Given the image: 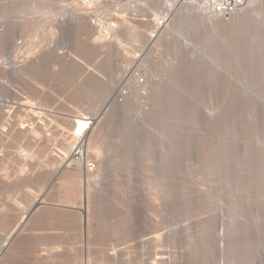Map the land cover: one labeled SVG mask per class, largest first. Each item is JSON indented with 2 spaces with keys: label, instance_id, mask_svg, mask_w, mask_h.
<instances>
[{
  "label": "bare ground",
  "instance_id": "1",
  "mask_svg": "<svg viewBox=\"0 0 264 264\" xmlns=\"http://www.w3.org/2000/svg\"><path fill=\"white\" fill-rule=\"evenodd\" d=\"M60 1L62 0H46L45 1V5L47 3L50 7V12L47 15L45 14L44 16V34H43L44 35V53L52 52V53L59 54L61 50L60 36L57 42L59 46L56 49H52L49 46V43L51 42V38L49 34H54L52 33L53 29L47 26L48 24L47 22L50 17V14L55 13L57 16H60L61 14H64L65 12L71 11V13L68 12L70 16L69 19L74 18L75 21L71 24H66V25H75L78 23L80 19H83L79 10L84 9V7H91V8L95 7L96 15L97 16L100 15V12H98V10L96 9V5L83 6V4H81L82 3L81 1H84V2L86 1L88 2L86 3V5H89L90 0H74V2L73 0H69V1H66L65 3H62L61 5L59 4ZM115 1L117 3L115 5L116 12L110 14V8H107L106 12H107L108 19H111L112 21L115 22L116 29L111 30V31H106V33H104L103 31L99 30L96 25L90 24L92 27L91 29L92 43L96 45L95 48L102 49L103 52L108 53L109 63H119L118 59H124L126 62L123 66L114 64L115 66L111 68V74H109L112 76V78H109L108 82H107L108 80L107 78L106 80L107 84L105 83L106 85L104 84V87H103V90L105 92L103 91L104 92L103 94H100V95L98 94L97 96L94 95L95 97L94 96L90 97L91 99H94L95 101L93 100V102L96 103L95 104L96 107L91 105L92 107L95 108V112H93L94 114L92 116L87 115L88 116L87 117L86 113L83 112L86 109L85 108L82 111L78 110V111H81L78 113L73 111L74 114L76 113L77 114L73 115L72 113V115L71 114L68 115L71 118L70 117L65 118V120L69 122L68 124H71L70 127H72L73 129L71 130L69 128L71 130V131L68 130L70 131V134L67 135V137L64 135L63 137L64 139L62 138L65 141V143H63L62 148H60L59 162H56L55 164L53 163L45 164L44 163V166H43L44 169H42L41 167L42 161L38 160L37 161L38 163L36 162L37 164L36 163L34 164L33 163L34 155L31 154L27 149H24L23 147H18L16 151H14L15 155L14 153L13 155L11 154L12 157L6 156L5 157L6 159L2 161V164L0 162V171H2L3 163L9 159H13L14 164H20L25 161L26 163H28V166H26L25 170L23 171V174L21 175L22 179L19 180L20 182L21 180L23 182L21 183V185L27 186L28 181L30 183V179H33V177L36 183L32 185L37 186L39 184L37 186L39 190L37 191L36 194L35 192H31L29 195H27L24 198V200H22V202H20L17 205L18 208L16 209H18L19 212L17 211V213H15L12 208H11L12 210L7 209L6 211L1 212L2 215L0 214L1 215L0 218L3 217L4 215H6L4 217L7 218L8 216H10L7 213H10L11 211H12L11 213L14 212V214H17V215L20 212L21 214H19L20 216L18 215L19 218L17 215H15L17 216L16 219H19V220L17 221L15 226L13 224L14 227L11 229V231L9 230L5 231L6 232L5 238H3V241L0 245V261L4 260L3 263H5V259L7 260V258L10 257L11 250H13V243L17 239H19L17 238L19 234L23 233V232L21 233V231L19 233V230L23 228L21 227L22 225L21 226L19 225V223H21L22 220L25 218L28 220L33 219V217L38 213L37 211L41 210L40 207H42V204H47L46 202L47 198H46L45 192L50 188L51 185H48L50 184V181L47 180L46 178H51L52 181L55 179L61 178L60 190H62V192L67 195V197L59 199L60 201L59 200L58 201L61 203L60 204L61 206L66 207V208L68 207L71 210L73 209L71 211L72 214L74 210H77L76 213H79L81 215V219L79 218L80 219L79 221H81L82 223V224L80 223L81 228H82L81 231L83 233V229H84V235H86V238L89 239V241L91 242L90 240L91 237L88 238L87 234H88V231L91 230L89 224H90L91 218L94 217L95 208L90 206L91 205L90 202L92 200H90L89 196H90V191H91L90 187H92L91 186L92 183L96 182L97 177L91 176L89 174L95 173L96 168H97L98 158H99V154L91 148V142L95 134L94 133L95 129L102 122L103 118L105 117L107 113L112 112V113L117 114L121 111L126 112L125 110L126 108L128 109L127 107L128 103L130 104V106L132 105L131 107H133L131 112H133L135 116H140L141 113H143L142 110L144 109V106L146 103L145 100L147 99V106L145 108V111L152 112L153 115L155 116L152 118H155V120L158 122V125H159V129H158L159 131L155 135H157L156 137L158 138V140H160L159 145L157 144V147L161 148L160 151L164 152L166 151V148L168 147V146H161L162 143L168 144V140L171 141L175 137L176 141L172 142V144L175 143L174 146L176 148L174 147L173 149L171 148L172 146L170 148H171V151L173 152H175L174 150H176V153H173V154H178L177 151H181L180 150L181 148L177 147L176 144H179L178 142L183 136L180 133L181 130L179 128H182L183 130L184 128L187 130L189 128V130L191 131H193L192 129H196V131L194 132L196 134L197 140L195 136L193 138V133L188 132L187 130L183 131L185 132V134L183 136V140H181L183 142L185 140L184 148L187 149L188 151L187 153L189 154V155L187 154V156H189L188 159H191L190 161H192L191 163L193 164V165L190 164V166L188 165L189 168L186 166L187 169L186 167H183L184 171L188 169L189 170L186 173L182 171L183 169L181 167L182 164L181 166H179L180 163H178V160H177L180 157L176 159V157H178L176 156L175 159H173L174 158L173 156L175 155H172L171 157H169L167 161L165 160V162L168 164L164 163V166L167 167L168 165L169 166L168 168L170 169L169 162H172L171 167L172 166L173 167L171 169H173L172 170L173 173L176 175V173H180L179 171H182V174L185 173L186 177L190 175L192 176L193 174L199 177L200 173L202 174V172L213 173L212 175L214 176V180H215L214 185L212 184L211 186H210L211 183L208 181H204L201 183L202 185H209L210 187H208L207 189L202 188L201 189L202 193L197 192L198 194L201 193L200 197L197 196V193L196 194L194 193L196 197H199V199L197 198L198 200L196 199V201H194L195 197L193 199V194H190L188 191L185 190V193H184L185 196L183 195V192L180 193L181 196L183 195V197L182 198L180 196L177 197V199L181 198L182 200L181 203H179L180 202L179 199H178L179 202L178 200L174 199L176 197V194L178 193L176 190L177 188L174 189V187H176V182L174 178H177L176 176H182V175H179V174H177L176 176L173 175L174 178L172 180H174V182H171V184H169L167 183V181L170 182L171 180L169 181L168 177L172 178L173 177L172 173L170 175L165 174L166 177L168 175L167 177L168 180L166 179L167 180L166 181L164 179L163 181V178L161 179L160 177L161 173L163 174L162 169L160 167L159 168L161 170L159 173H157L158 170L156 172L153 171V170H156L155 168L156 166L154 167L155 168L154 169L153 167H149L147 163L141 164L140 160L138 162L136 161L138 165L135 164V166H133L129 162L125 163L124 168H127V173L128 172H130V174L132 173V177L135 176V179L143 178L142 180L150 184L149 187L152 186L153 182L147 181V179L149 178L148 176L150 174L146 172L144 173L143 171L145 169L152 170L153 168L152 171L154 174L156 173L160 174V176H158V179L163 181V183L160 182L162 183V185H160V183H158L159 181H157L156 183L158 184L154 183L155 184L154 189H152L153 187L152 186L151 187L152 190L151 189L150 190L153 192V190L162 191V189L163 190L168 189L170 193L169 195L168 191H166L164 194L165 196L167 195L166 196L167 199H165L164 197L165 200L163 201V203L165 202L164 203V206L166 209L165 213H167V215L165 214L166 220H164L163 218V221L168 222L169 223L168 225L170 226L175 225V227L177 226V222L184 221V225L180 229L178 228L179 230H177L175 227H172V230L168 229L169 233L173 231V234L171 236L173 241L172 240L171 241L174 242V246H171L170 244L167 245L168 253H169V249L171 248L170 254H167V255L173 258L174 260L173 264H176V260L179 258V254H182L184 258V260L182 261V264H264V193H261L262 191L264 192V145L260 141V140H263L264 142V114H263L264 113V75L263 76L261 75L262 72H264V7L261 8L262 10L260 9L261 11H258L259 9L256 8L258 9L256 14L248 12L249 7L247 9L245 7H247V5L249 6V4L251 5L253 3L258 2L259 0H247L248 4H246V6L244 5L245 6L244 8L247 11H244V8L242 7L243 10L241 8L237 14L232 15V16H227L223 14L222 15H216V14L212 15L211 12L207 9V5H206L207 0H185L186 3L180 5L177 8L176 13L173 18V26L175 28V31L177 32L178 39L175 40L170 45H168L166 49L164 50L165 54L170 59V63H159L155 59L150 58L151 57L150 51L146 49L147 37H145L146 35L141 33L142 31L141 28H139L138 26H135L134 24H131L125 21L123 22L121 20L120 10L125 5V3H123L122 0H115ZM263 3H264V0H263ZM41 4L42 3H40V5ZM76 11L78 13H76ZM255 11L256 10H254V12ZM226 18L231 19V21L228 22L229 19L226 20ZM226 23H230V24L228 25ZM26 26L29 27L27 24ZM219 30H221L223 35L222 34L219 35L220 34ZM246 34H248L249 36L246 37L245 39H241V36H244ZM256 34L260 36H256ZM219 36H222V38L224 37V39L227 38V40L230 41V44H229V41L226 40L228 42L226 43L225 41H223L224 39L221 40L222 42H225L223 45L221 43L222 47L226 46L227 44L226 48L223 47V50L220 48V44H218L221 38V37L219 38ZM252 38L255 39L256 44L252 43L253 42ZM105 43L108 45H106ZM16 46L22 47L23 45L22 43L20 44L16 43ZM252 47L255 49H252ZM144 48H145V51H144ZM226 51L231 53L232 57L228 58L226 56ZM219 52H221L220 55H219ZM11 53L9 54L10 56H11ZM239 55L243 59H240ZM257 55L260 57V59L258 58ZM138 56L143 57L142 58L143 63L135 62L134 59H136V57ZM256 56L258 58L257 60L255 59ZM227 60L229 63H226ZM234 64L237 67L233 66ZM228 65H229V68L227 69L225 68L224 71L221 70L222 66L227 67ZM239 66L244 68V71L243 69L239 68ZM28 67L26 68L28 70L23 69L22 71L18 70V67H14L13 71L11 72H13L15 80H21L25 76L29 77V75H31L30 73H31L32 68L31 66L30 68ZM119 68H120V71H119ZM142 68L146 71V73L150 75L154 74L155 76H158V82L150 83L148 81L149 78L147 77L146 78L147 83L143 87L137 86L134 83V75L136 74V71L138 72ZM38 69L40 70V68ZM33 70H35L34 67H33ZM245 70H246V73H245ZM33 72L34 71H32V73ZM219 72L222 73V76L224 75L223 76L224 78L221 79L222 76H220L219 78V75H221L219 74ZM13 74H12V77H13ZM236 82H239L240 88L242 87L243 90L246 89L245 91L249 92V98L251 100L248 97L247 98L249 100H247V98H244V100L246 101L245 103L248 104L247 106L248 107L250 106L249 111L251 115L248 114V115H245L244 117H241V116L238 117V115H236L233 112V109H232L233 99L237 97L236 86H235ZM105 87H107L106 90H105ZM122 88L130 89V92L127 96H124V97L120 96L119 92ZM228 90H231L232 94L223 95L225 94L224 92ZM112 91L114 94L109 96ZM143 94H145L144 96L145 98H143ZM219 97L222 99L220 100ZM91 99H90V102H91ZM217 99H219L222 102L221 103L222 105H220L222 107L219 108V110L220 111L222 110V111L218 113H208L207 117L209 120L207 121V118H206L205 120L206 125H204V123L199 124L197 122L198 120L197 115L199 114L200 110L202 108L204 109V108L210 107L211 104L213 103H218ZM15 100L16 99L5 100L4 98H0V115L2 116V117L0 116L2 120V122L0 120V125L5 126V128H6V125L8 127L10 126V124L8 123L9 121L12 123V125L14 124L13 121H15V119L12 120L11 117L13 116L14 112L17 110V106H18L17 101ZM2 101L4 104L2 103ZM75 104L77 103L74 102V105ZM255 104L256 105L258 104V105L256 106ZM214 105L216 106V104ZM260 105L262 107H260ZM72 106L73 105H71V107ZM77 106L78 105H76V108ZM223 110H226V112L232 111L231 115L226 118L225 113H223ZM242 110H244V108H242ZM37 112L38 111H36V113ZM212 114H214V116ZM17 115L15 116L17 117V121H15L16 124L14 125L15 126L18 125L20 129L18 133L20 135L28 134L30 138L29 145H34L36 141L38 142L41 139L39 130L43 128L41 127L39 128L38 126L40 125L43 126L45 123V120L42 121L41 119L46 118L47 120V117L49 115L47 116L46 113L45 114L43 113L41 114L42 118H39L38 116L40 115L38 113V116L36 119L37 121H35V124H33L32 127L29 125V122L27 124L25 123L26 116L28 115V113L27 114L25 113L24 120L23 119L21 120L20 117ZM241 119H243L244 122H246V124L252 125V129L251 128L249 129L248 128L249 126L246 124H245L246 127L244 129L243 128L244 125H241ZM12 125L10 126L11 130L13 128ZM209 125H214L213 127H215V129L213 128L210 129ZM18 127H17V130H18ZM166 128L170 130V133L166 132ZM198 128H201V129H198ZM242 128L244 129V131L247 128V130H251L252 132L251 134H254L253 136L255 139H251V142L252 140H254L253 141L254 142L253 145L255 146L254 149L255 151L258 150V154L252 150V153H254V155L251 154V155H248V157L247 155H244V153L247 152V150L249 149V148H245V145L248 144L249 141L246 142L245 140L246 143L244 142L243 138H246V133L244 131H241ZM209 129L214 130V131L216 130V132L219 130L221 134L220 136H218L219 134L218 135L213 134L212 138L215 137L219 139L220 137L221 141L224 140V142L225 141L226 142L224 143L223 141L222 142L220 141V143H222L223 145H221V147L219 146L220 148H218L216 155H214L215 156L214 158L212 157L206 158L205 156V157H202V159L198 160L199 151H202V154L206 153L205 148L207 147L209 140H211L208 138L209 136H207V134L205 133V132H209ZM248 134L249 133H247V136L249 137ZM180 135L182 136L178 140V137H180ZM197 136L202 137L201 138L202 140L200 138L198 139ZM205 142L207 144H205ZM210 144H211L210 147H214V148L217 145L215 143L214 144L209 143V145ZM197 147H199L198 150H196ZM137 150L138 151L134 153V155H137V159L138 157L145 158V156L141 155L142 149H137ZM146 151H150V149H147V148L144 149V152ZM249 151L251 153V150ZM42 152L44 153V150H41V153ZM231 152L232 154H230ZM259 152L262 154L260 155ZM164 154L166 155V153ZM185 155L183 154L182 156H185ZM91 157L94 159H91ZM144 158L141 160L147 161V158L149 157L147 156L145 159ZM187 160L186 161L183 160V161L188 162ZM90 162L94 163L93 171L90 172L86 170V173L85 172L83 173L82 169L87 165V163H90ZM199 163L201 164L200 166H199ZM183 164L185 163L183 162ZM36 166L37 168H35ZM64 166H66V168L68 169L79 172L81 176H77L74 174V172L70 173L68 170L63 169ZM38 167L41 169L39 170ZM41 170H44L43 172L46 173V174L43 173L44 175H46L44 179L42 177L43 176L42 174H41L42 176H40L42 177L43 181H41L40 177L36 175V173H38L39 171L41 173L42 172ZM172 171L170 170V172ZM175 171H178V172L175 173ZM206 174H204V176H201V178L205 177ZM152 176H150L149 180H151ZM205 178L207 179V177ZM3 179H4V183H6L8 176H5ZM135 179L133 180L132 178L133 181H135ZM154 179L158 180L155 177ZM129 181L127 182V185L129 184ZM165 181L167 184L170 185L169 188H162L164 185H166L164 184ZM139 182L141 181L139 180ZM146 182H144L143 184H147ZM177 183H181V182L179 181ZM29 185H31V183ZM169 185H167V187ZM143 186L144 185H142V187ZM211 187L213 188L209 189ZM189 188H186V189H189ZM147 189L149 190V188ZM142 190H143L142 192L143 195L149 196L148 198L150 199V202L151 200L152 201L157 200L158 196L154 197L155 191L153 192L154 193L153 194L150 191L148 192V190L144 191L145 189L143 188ZM161 193L163 194L164 191ZM155 195H157V192ZM168 195L173 196V198L169 197ZM228 195H233L234 198L232 197L228 198ZM139 199H142V198L139 197ZM135 200L137 201V199ZM58 201L57 203H59ZM183 203L184 205L185 204L186 205L185 206L182 205ZM92 208H94V211L91 210ZM153 208L156 209L155 207ZM184 208L187 209V214L184 213L185 211ZM91 211L93 212V215H91L92 214ZM71 212L69 210L67 211L66 214H71ZM152 215L150 216L152 217ZM53 216H57V215H53ZM3 220L4 219H2V221ZM11 220H8V221H11ZM4 221L3 222L0 221L1 222L0 224L4 223L5 225L6 219ZM8 223H6V225ZM27 223H29V221ZM168 225L166 224L165 226L169 227ZM196 225L200 226L201 228L200 232H198L199 230L197 231ZM165 226L162 229H165ZM143 227L145 226H142V228ZM150 228H151V225H150ZM193 228L196 230V232H198L197 233L198 238H195L196 236L194 235V231H192ZM220 228L223 230L226 229L225 231L229 230V233L226 234V239L223 234L224 231H221ZM120 229H119V232L117 231L116 232L120 233ZM23 231H25V227L23 228ZM159 231L158 232L161 233V229ZM126 232H128L127 229H126ZM126 232L124 233L122 232V233L125 235ZM154 232H157V231H154ZM249 233H252L253 236L250 235ZM187 234H188V237H187ZM161 235L163 236V233H161ZM125 236H122V237L124 238ZM128 236L126 237L128 238ZM161 237L155 233V236H153L151 243L153 244V242H155V244H153L154 246L156 244H157L156 245L157 247L160 246L161 245L160 242L163 238ZM123 238H121L120 240L124 241L125 239L122 240ZM207 238L209 239V241L206 240ZM128 239L126 240V242L128 241ZM176 239H180V242L177 244L175 243ZM165 242L167 241H164V244ZM182 245L184 248L180 250L179 247H181ZM166 248H163V246L161 245V249L163 251ZM158 252H160V249L153 251V255H156ZM165 252L167 253V251ZM171 257H169V259ZM248 258H250V260L247 261ZM169 259L167 258L168 262H169ZM260 259H262L263 263H261ZM169 263L172 264V262H169ZM0 264L2 263L0 262Z\"/></svg>",
  "mask_w": 264,
  "mask_h": 264
},
{
  "label": "rangeland",
  "instance_id": "2",
  "mask_svg": "<svg viewBox=\"0 0 264 264\" xmlns=\"http://www.w3.org/2000/svg\"><path fill=\"white\" fill-rule=\"evenodd\" d=\"M45 1L46 0H0V98H4L5 100L16 99L15 101H17L18 106H17V110L14 112L11 119L12 120L15 119V121H17V117L15 116L19 114L17 116H19L21 120L22 119L24 120L25 113L26 114L28 113V115L26 116L25 123L27 124L29 122V125L31 127L33 124H35V121H37L36 119H37L38 113L40 115L38 116L39 118H42L41 114L46 113L47 115L49 113L48 114L49 116L47 115L48 117L45 115L49 122L46 120V118L41 119L42 121L45 120V123L43 126L42 125L38 126L39 128L40 127L43 128L39 130L41 139L38 142L36 141L34 145H29L30 138L28 134L20 135L18 133L20 129L18 125L16 126L14 125L16 124L15 121H13L14 123L13 125L10 121L8 122L10 126L12 125L13 127L12 130L10 129L11 128L10 126L8 127L6 125V128H5V126L0 125V138H1L0 139V162L1 164H2V161L6 159L5 157L11 156V154L13 155L14 151H16L18 147H23L24 149H27L31 154L34 155V159H33L34 164L38 160L42 161L41 163L42 169H44L43 168L44 163L45 164H49V163L55 164L56 162H59L60 148H62L63 146L62 144L65 143V141L63 140L64 139L63 137L64 135L67 137V135H69L70 131L73 129L72 127H70L71 124H68L69 122H67L65 118H69L70 116L68 115L70 114L72 115V113L73 115H76L78 112H81L85 108L86 109L83 112L86 113V116L87 115L92 116L94 114L93 112H95V108L92 106H95L96 103L93 102L94 99H91L90 97L94 95L97 96L98 94L99 95L103 94L105 92L103 90L104 84L105 83L107 84V82L109 81V78H112V76L109 75L111 74V68H113V66H115L116 64L123 66L126 62L124 59L117 58L119 60V63H109L108 53L103 52L102 49L95 48L96 45L92 43V36H91L92 27L90 24H87L83 19H80L78 23L75 25L63 26V31H62L63 34H59L60 42H61V45H60L61 50L59 54L52 53V52L44 53V35H43L44 34V16L45 14L47 15L50 12V7L47 3L45 5ZM81 2L83 6L96 5V9L98 10V12H100V15L102 14L107 15V12H106L107 8H110V14L116 12L115 5L117 3L115 0H90L89 5H86V3H88L86 1L85 2L81 1ZM40 3L44 5L42 4L40 5ZM246 4H248L247 1L245 2L244 5L246 6ZM244 5H243V8L245 7ZM262 7H264L263 0H259L258 2L253 3L251 5L249 4V6L247 5V7L245 8L249 9L248 12L256 14L258 9H259L258 11L262 10L261 9ZM245 8H244V11H247ZM89 10L91 12L96 11L95 7L94 8L84 7V9H81L79 11L81 13H84V12H88ZM254 10L256 11L254 12ZM228 19L229 18H226V20ZM230 21L231 19L228 20V22ZM26 24L29 27H27ZM226 24L229 25L230 23H226ZM30 27H32L34 30ZM34 27L37 29H35ZM29 30L33 33H31ZM27 31H29L30 33ZM219 31H220L219 35H221L222 32L221 30ZM248 36H249L248 34L241 36V39H245ZM256 36H260V35L256 34ZM220 37L222 38V36H219V38ZM221 38L218 44H220V48L223 50V47L226 48L227 44L226 46H223V47L222 45L225 42L228 43L227 41L229 40H227V38L224 39V37L222 39ZM221 40L225 42H222ZM252 41H253L252 42L253 44H256L255 39L252 38ZM16 43L17 44L22 43L23 46L17 47ZM229 44H230V41H229ZM252 49H255V48L252 47ZM10 53H11V56L9 55ZM68 53H70V56H68ZM220 54L221 52H219V55ZM226 56L230 58L232 57V54L226 51ZM257 56L255 57V59L256 60L258 58L260 59V57L258 56L257 58ZM239 58L243 59L242 57H240V55H239ZM226 63H229L228 60ZM235 64L233 66L237 67ZM29 65L32 68L31 73H30L31 75H29V77L25 76L21 80H15L14 74L13 72H11L13 71V68L18 67V70H21V71L23 69L28 70L26 68ZM30 66L28 68H30ZM33 67L35 70H33ZM38 68H40V70ZM225 68L226 69L229 68V65L227 67L222 66L221 70L224 71ZM239 68L243 69L244 71V68L240 66ZM32 71H34L33 72L34 74L32 73ZM119 71H120V68H119ZM11 73L13 74V77ZM245 73H246V70H245ZM219 74H221L219 75V78H220V76H222V73L219 72ZM261 75L263 76L264 72H262ZM223 76L221 77V79L224 78ZM235 86H236L237 97L233 99V103H232L233 112L236 115H238V117L240 116L244 117L245 115H248V114L251 115L249 111L250 106L248 107L247 106L248 104H246L245 103L246 101L244 100V98H247V97L249 98V92H246L245 91L246 89L243 90L242 87L240 88L239 82H236ZM106 89L107 87H105V90ZM224 93L225 94L223 95H230L232 94V91L228 90V91H225ZM112 94H114L113 91L110 93L109 96H111ZM248 98L247 100L250 99ZM90 99H91V102H90ZM221 99L222 98H220V100ZM220 100L217 99L218 103H213L211 104L210 107H207L204 109L202 108L200 110L199 114L197 115L198 116L197 122L199 124L204 123V125H206V121H205L206 118H207V121L209 120L207 117L208 113H218L222 111V110L221 111L219 110V108L222 107L220 106L222 105L221 104L222 102ZM145 101L146 103H145L144 109L142 110L143 113H141L140 116H135V114L131 112L133 107H131L132 105L130 106V104L128 103L127 104L128 109L126 108L125 110L126 112L121 111L117 114L112 113V112L107 113L105 117L103 118L102 122L95 129V132H94L95 134L91 142V148L99 154V158H98V163H97V168H96L95 173L89 174L91 176L97 177L96 182H94L96 184L92 183L91 185L92 187H90L91 191H90V196H89L90 200H92L91 201L92 203L90 202L91 204L90 206L95 208V211H94V208L91 209L95 213H94V217L91 216L92 218L89 224L91 230L88 231V234H87L88 238L91 237L90 238L91 242L89 241V239L86 238V235H84V229H83V233L81 231L82 223L81 221H79L81 219V215L79 213H76L77 210H74L72 214L71 211L73 209L71 210L68 207L66 208L60 205L61 203L59 202L60 201L59 199L67 197V195L64 194L62 190H60L61 178L55 179L53 181L51 178H46L47 180L50 181V184L48 185H51L50 188L45 192L46 194L44 193L47 198V201H46L47 204H42V207H40L41 210L37 211L38 213L34 217L32 216L33 219L28 220L25 218L22 220L21 223H19L20 226L22 225L21 227L23 228L25 227V231H23V228H21L22 230L20 229L19 233L21 231V233L23 232L24 234L23 233L19 234V236L17 237L19 239H17L13 243V250H11L10 257H8L7 260L5 259V263H3L4 260L0 261L2 264H171L169 262H172L173 264V261H174L173 258L167 255V254H170L171 252L170 250L171 248H170L169 253H168L167 245L170 244L171 246H174V242H172L173 239L171 238L173 231L169 233V230L170 229L172 230V227H175V225L170 226L168 225L169 224L168 222L163 221V218L164 220H166L165 216L167 215V213H165L166 212V209L164 206L165 202L163 203V201L167 199L166 197L167 195L165 196L164 194L166 191H168V189L167 190L162 189V191L160 190L161 192L164 191L163 194L160 191L153 190V192L155 191V194L157 192V195H155L151 190L154 189L155 184H158L160 182L163 183L164 179L166 180L168 175H170L171 173H172V176L173 175L176 176L177 174H179L182 176H176L178 180L177 178H174V176L172 178L168 177L169 181L171 180L170 182L167 181L168 179L166 180L167 183L169 184H171V182H174V180L176 182V187H174V189L177 188L176 190L178 193L176 192L177 194H176V197L174 196L175 197L174 199L178 200L179 198L177 199V197L179 196L182 198L186 190L190 194H193V199L195 197L194 201H196V199L197 198L199 199L200 194L202 193L201 189L202 188L207 189L212 184L214 185L215 180H214V176L212 175L213 173L206 172L208 174L207 175L205 172H202L201 174L200 171H199L200 173L199 177L195 174H193L192 176L190 175L188 177L185 176V173L189 170V169L188 170L186 169L187 167L189 168L190 164H192L191 163L192 161H190L191 159H188L189 158V156H187L188 151L187 149L184 148L185 140L184 142L181 141L183 140V136L185 134V132L183 131L187 130L184 127H183L184 130L182 128H179L181 130L179 131L183 136L180 135V137H178V140H179L182 136V138L178 142L179 144H176L177 147L181 148L180 150L182 152L177 151V153L180 156L178 154H173V153H176V150H174L175 152L171 151V148L174 149L175 147L174 146L175 143L172 144V142L176 141L175 137L171 141L168 140V144H163L161 142L162 143L161 146H168L169 148L167 147L166 151L164 152L160 151L161 148L157 147V144L159 145L160 140H158V138L156 137L157 135H155L159 131L158 130L159 125H158V122L155 120V118H152V117H155L153 113L149 111H145V108L147 106V99ZM74 102H76L77 104L74 105ZM214 104H216V106ZM71 105L73 106L71 107ZM76 105H78L77 108H76ZM260 107L262 106L260 105ZM242 108H244V110H242ZM78 110H81V111H78ZM36 111L38 112L36 113ZM73 111L77 113L74 114ZM231 112L232 111L226 112V110H223V113H225L226 118L231 115ZM212 115L214 116V114ZM245 124L246 122H244V120L241 119V125H244L243 127L244 129L246 125H248V124L246 125ZM209 126H210L209 127L210 129L212 128L215 129V127H213L214 125H209ZM248 126L247 127L249 129L250 128L252 129V125H248ZM17 127H18V130H17ZM243 128L242 130L241 129L239 130L244 131ZM198 129H201V128H198ZM210 129H209V132H205L207 136H209L208 138L211 139L209 140V143H212V144L215 143L217 145L214 148V147H210L211 144L209 145L208 143L207 147L206 148L204 147L206 149L205 151L206 153L202 154V151H199L198 160L202 159V157H205V156L206 158L207 157L214 158L215 157L214 155H216L218 148H220L221 145H223L222 143H220L221 141L220 137H219L220 140L215 137L212 138L213 134L214 135L219 134L218 136L221 135L219 130L216 132V130L214 131ZM192 130L193 131L189 130L188 128L187 131L193 133V138L194 136L196 138V134L194 132L196 131V129H192ZM166 132L170 133V130L166 128ZM244 132L246 133V138H243L244 142L245 140L246 142L249 141V143L245 145V148H249V149L247 150V152L244 153V155H247V157L248 155H251V154L254 155V153H252V150L258 154V150L255 151L254 149L255 148V146L253 145L254 140H252L251 142V139H255L253 136L254 134H251L252 133L251 130H247V128ZM247 133H249L248 134L249 137L247 136ZM197 137L198 139L202 138L199 136ZM222 141L224 142V140ZM260 141L264 145L263 140H260ZM205 144L207 143L205 142ZM146 148L150 149V151L144 152V149ZM198 148L199 147H197L196 150H198ZM137 149H142V154H141L142 156H145V158L147 156L149 157L147 158V161L141 160L144 157H140V158L138 157L137 159V155H134V153L138 151ZM41 150H44V153L43 152L41 153ZM249 150H251V153ZM183 151L186 153H184ZM164 153H166V155ZM181 153H183L184 155L186 154L185 155L186 157L182 156L183 154ZM230 154H232V152ZM259 154L261 155L262 153L259 152ZM172 155H175L173 156L174 158L172 157L173 159H175L176 156H178L176 157V159L180 157L179 159H177L178 163H180V165L178 164L179 166H181V164H182L181 166L182 168L187 166L185 169L186 171H184V168L182 169V171L185 173L182 174V171H179L180 173H176L178 171H175L176 173L175 175L172 171L173 169H171L173 167V166L171 167L172 162H169L170 169L168 168L169 167L168 165L167 167L164 166V163L168 164L165 162V160L167 161L169 157H171ZM91 159H94V158L91 157ZM139 160L141 164L147 163L149 167L154 168L156 166L155 167L156 170H153L152 168L154 172L158 170L157 173H159L160 170L162 169V172L164 175L161 173V176L160 174H157V173H156L157 174L156 176V174H154L152 170L145 169L143 171L144 173L146 172L150 174L148 176L149 178L150 176L153 175L151 177V180H149V178L147 179L146 177L148 182L149 181L153 182L152 184L153 187L151 186L152 189L151 187H149L150 186L149 183L142 180L143 178L135 179V176L132 177V173L131 174L130 172L127 173V168H124L125 163L129 162L130 164L135 166V164L138 165L136 161L138 162ZM181 160L182 161L187 160L188 162L183 161L185 163L183 164ZM200 165L201 164L199 163V166ZM26 166H28V163H26L25 161L20 164H14L13 159H9L3 163V170L0 171V214L1 212L6 211L7 209L10 210L11 208L13 209L15 213H17V211L19 212V210L16 209L18 208L17 205L20 202H22V200H24V198L27 195H29L31 192H35L36 194L37 191L39 190V188H37L39 184L37 186L32 185L36 183L34 180V177L33 179H30L31 185H29L30 184L29 181H28L27 186L21 185V183L23 182L22 180L21 182L19 180L22 179L21 175L23 174V171L25 170ZM157 166L158 168L160 167L161 169L160 168L158 169ZM164 167H166L168 170ZM35 168H37V166ZM40 169L41 168H39V170ZM63 169L68 170L70 173L74 172V174L77 176H81L79 172L68 169L66 168V166H64ZM170 170L172 172H170ZM41 171H42L41 173L39 171L38 173H36V175L39 177L43 175L42 177L44 179V177H46V175L44 174L46 173L43 172L44 170H41ZM165 174H168L167 177L165 176ZM204 174H206L205 177H207V179L205 177L201 178V176H204ZM5 176H8V179L6 182L7 184L4 183L3 178ZM158 176H160L161 179L163 178V181L159 180ZM42 177H40L41 181H43ZM154 177L157 178L158 180H155ZM132 178L133 180L135 179V181H133ZM173 178L174 180H172ZM127 180L128 181L130 180L128 185H127V182H128ZM139 180L141 182H139ZM142 181L146 182L148 185L143 184L144 182ZM157 181L159 182L156 183ZM166 181L164 182V184H166L164 185L165 187L161 186L162 188L170 187V185L167 184ZM179 181L182 184L177 183ZM204 181L210 182L211 183L210 186L202 185L201 183ZM162 183H160V185H162ZM141 184L144 186L142 187ZM167 185L169 186L167 187ZM142 188L145 189L144 191H147L148 190L147 188H149L148 192L150 191L151 193H153L154 197L158 196L157 200L156 201L151 200L150 202V199L148 198L149 196L142 194L143 192ZM186 188H189V189H186ZM212 188L213 187L209 189H212ZM182 192H183V195L181 196L180 193ZM197 192H201V193L198 194ZM194 193L195 194L197 193V196L199 197H196ZM261 193H264V192L262 191ZM160 194H162L163 196ZM168 194L170 195L169 191H168ZM139 197L142 199H139ZM169 197L173 198V196H169ZM229 197L234 198L233 195H228V198ZM181 198L179 199L180 202L178 200L179 203H181L182 201ZM135 199H137V201ZM56 200L57 201L59 200L58 201L59 203H57ZM182 205H184V203ZM149 207L151 208V210ZM153 207H155L156 209H154ZM67 209L70 210L72 215L66 214L67 211H69ZM153 210H155L156 212ZM184 210H185L184 213L187 214V209L184 208ZM62 211L65 215L62 213ZM11 212L7 213L10 215L7 217L8 219L4 217L6 215L1 217L4 220L6 219V223L9 222L8 223L9 225L8 224L6 225V223H5L6 226L4 225V223L0 224V245L3 241V238H5V235H6L5 231H8V230L11 231V229L15 226V224L19 220V219H16L17 216L21 214V212L18 213V215L14 214V212L13 213ZM91 213H92L91 215H93L92 211ZM149 214L150 215L153 214L152 217ZM53 215H57L58 217L53 216ZM41 216L43 219L41 218ZM141 217L143 218V220ZM1 218H0V221L3 222L4 220L2 221ZM11 219L14 221H12ZM8 220H11V221H8ZM25 220L27 222L29 221V223H27ZM24 223L27 226H25ZM165 223L169 227H166ZM131 224L134 226V228ZM3 225L5 226V228ZM150 225H151V228H150ZM183 225H184V221L183 222L179 221L177 222V226L175 228L179 230ZM142 226H145V227L142 228ZM164 226H165V229H162ZM120 227L122 230L120 229ZM196 227H197V231L199 230L198 232H200V229H201L200 226L196 225ZM119 229H120V233H117L119 232ZM126 229L128 232H126ZM160 229H161V233H163V236L161 235V233H159ZM225 230L226 229L224 230L221 229V231H224L223 234L226 239V234L229 233V230L228 231H225ZM121 231L123 233L126 232L125 235L128 234L129 236L128 235L126 236H128L129 239ZM130 231H132L133 233ZM144 231L146 232V234ZM154 231H157V232L159 231V232L157 233ZM192 231H194V235L196 236L195 238H198L197 237L198 232H196L194 228L192 229ZM155 233L159 235L160 237L161 236L163 237V238L161 237L162 240L160 244L163 246V248L167 247L166 248L167 250L164 249L163 251L161 249V245L157 247L156 246L157 244H156L154 246L153 244H155V242L153 241H152L153 244L151 243V240L153 236H155ZM252 233H249V234L253 236ZM167 235L170 237H168ZM122 236H125L126 239L125 237L123 238ZM187 237H188V234H187ZM121 238H123L122 240L124 239L125 240L121 241L120 240ZM127 239L129 242L128 241L126 242ZM206 240L209 241L208 238ZM164 241H167L168 243L165 242L166 244L165 245ZM170 242H172L173 245ZM179 242H180V239H176L175 243L177 244ZM183 248H184L183 245L179 247L180 250ZM159 249H160V252H158L156 255H153V251H156ZM165 251H167V253ZM180 256H182V254H179V258L176 260V264H180V263L182 264V261L184 260V258L183 256L182 257ZM169 257L171 258L169 259ZM167 258L169 259V262L167 261ZM248 260H250V258H248L247 261ZM260 260H261V263H263L262 259Z\"/></svg>",
  "mask_w": 264,
  "mask_h": 264
},
{
  "label": "built area",
  "instance_id": "3",
  "mask_svg": "<svg viewBox=\"0 0 264 264\" xmlns=\"http://www.w3.org/2000/svg\"><path fill=\"white\" fill-rule=\"evenodd\" d=\"M69 1V0H67ZM247 0H207V9L212 15H227L232 16L237 14L243 7ZM66 0L59 2L61 5ZM125 5L120 10L121 20L129 22L141 28V33L146 35V49L150 51V58L155 59L159 63H170L169 57L165 54L164 50L168 45L178 39L177 32L173 26V18L177 8L185 4V0H122ZM121 2V3H122ZM71 13V11H68ZM68 12L57 16L55 13L50 14L48 19V27L53 29L54 34H49L51 42L50 48L56 49L59 44V34H63V26L71 24L75 21L74 18L69 19ZM76 13H78L76 11ZM81 13V12H80ZM83 20L87 24L96 25L99 30L106 33V31L115 30V22L108 19L107 15H96L95 12L81 13ZM70 22V23H69ZM118 30V29H117ZM116 30V32H117ZM48 32V30H47ZM145 51V48H144ZM67 53V52H66ZM70 56V53H68ZM143 57H136V63H143ZM149 78L150 83H157L158 76L150 75L142 68L134 75V83L143 87ZM130 92L129 88H122L119 92L121 97L127 96ZM145 94H143V98ZM94 163L90 162L82 169L83 173L86 170L93 171Z\"/></svg>",
  "mask_w": 264,
  "mask_h": 264
}]
</instances>
